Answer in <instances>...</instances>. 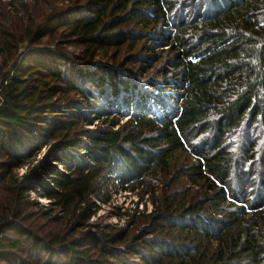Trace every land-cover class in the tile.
I'll return each instance as SVG.
<instances>
[{
  "label": "trees",
  "instance_id": "16d2710c",
  "mask_svg": "<svg viewBox=\"0 0 264 264\" xmlns=\"http://www.w3.org/2000/svg\"><path fill=\"white\" fill-rule=\"evenodd\" d=\"M182 1L104 0L55 19L40 0H33L35 6L0 0V264H264V231L259 238L252 225L258 214L245 207L224 210L237 164L225 142L245 130H264V0H224L213 13L172 25L164 39L182 58L184 84L175 96L177 114L164 123L147 114L146 97L130 94L138 88L131 79L92 66L100 52L137 40V28L170 26ZM78 10L85 11L73 13ZM53 20L61 22L44 25ZM63 28L85 48L90 69H81L65 51L38 46ZM25 45L30 47L23 53ZM72 94L88 100L90 114L122 116L135 104L144 113L131 115L122 128L118 120L81 131L94 121ZM111 95L118 101L100 106ZM156 96L157 105L166 103ZM198 134L209 135L214 145L190 169L193 184H203L174 191L173 182L156 185L154 178L170 172L171 151ZM250 145L244 156L249 162L259 152L257 143ZM44 149L30 176L48 206L31 200L24 186L29 175H20ZM106 176L118 178L125 193L139 192L142 205L148 197L153 211L146 215L137 208L116 233L109 225H92L95 195L109 193L110 186L101 185ZM211 212L225 214L219 227ZM142 216L152 238L135 236L141 248L122 251Z\"/></svg>",
  "mask_w": 264,
  "mask_h": 264
},
{
  "label": "rangeland",
  "instance_id": "374dc122",
  "mask_svg": "<svg viewBox=\"0 0 264 264\" xmlns=\"http://www.w3.org/2000/svg\"><path fill=\"white\" fill-rule=\"evenodd\" d=\"M9 1V0H4ZM224 0H218L213 2L212 0H190L182 1L177 10L175 11L173 18L171 19L170 26L157 27L155 29L142 30L141 28L136 29V34L138 39L128 43L127 45L112 47L108 54L105 52H100L96 64H93L94 68L97 70L101 68L106 72V68H111L112 72L119 73L124 79H131L133 86L137 88L136 92L129 91L130 94L146 97L147 114L150 117L156 119L158 123H164L169 118L175 117L177 114V105L175 104V96L182 92L183 87L180 85L184 84L183 64L182 58H180L177 51H175L171 46L168 45V41L164 39L169 33L173 31V26L176 25L177 21L181 18H187L190 20L197 13L204 14L213 13L218 6L222 7ZM31 4H34L33 0H30ZM104 0H70L68 2H62V0H40V4L44 7L45 13L47 15H55V19L58 16L66 14L69 10H74L76 8L81 9V7H97L102 4ZM37 5V3H36ZM79 6V7H78ZM144 7V6H143ZM85 10H78L73 13H82ZM87 12H85L86 14ZM79 15V14H76ZM67 16H64L65 18ZM47 18V17H46ZM62 18V19H63ZM68 21V20H67ZM66 21V22H67ZM60 20H53L49 24L44 25L46 27H52L60 23ZM65 22V21H64ZM61 26V24H59ZM59 27V26H57ZM77 40L75 37H70V33L66 28L59 29L57 32L51 31L47 38H45L39 47L49 48L51 50L65 51L69 53L81 69H90L89 58L86 55V50L84 47H80L76 44ZM30 45H25L23 47V53L29 49ZM97 70V71H99ZM179 86V87H178ZM159 94V101L163 98L166 103H162L161 106L155 103L154 97ZM71 101L81 104L82 107L86 108L87 113L91 112L92 105L83 96L72 94ZM114 98L112 95L108 96L107 102L102 99L100 106L108 108L109 102H116L117 96ZM116 100V101H115ZM141 108V107H140ZM137 104L133 110L127 112L123 110V115H112L111 113H106L102 116L90 114V121H94L87 126H82L80 129L83 130H95L97 128H107L112 124L117 123L120 120V127H124L126 123L130 120L131 115L141 114L144 112H139L140 109ZM106 112V109L105 111ZM106 121V122H105ZM111 122V124L107 123ZM118 129V128H116ZM147 135H151L150 131H146ZM76 141L85 143V138L80 136H75ZM258 144L257 149L259 152L256 154V159L253 161H247L245 155L250 150V144ZM227 146L230 145L231 150L236 153V167L232 175L231 190L229 192V202L224 206V210L230 209V211H236L241 207H245L247 213L254 212V216L257 215L255 222L252 225L255 227L256 231L259 232V238H261V231H264V202L262 203V195L264 193V169L262 164L264 163V130L261 128H256L254 131H243L240 134L232 136L229 140L225 142ZM214 145L209 135H189L185 140H182V145L178 146L175 150L171 151L172 161L170 164L169 174L160 175L158 178H150L155 182L156 185L164 181L165 183L173 182L172 191L175 187L180 190L184 189H194L198 190L199 186L203 182H198L199 184H193L191 180L196 178V174L193 170H190L193 165L199 163L200 157L204 154L213 151ZM245 149V150H243ZM47 149L42 150L40 154L36 157V160H30L27 166L20 170V175H29L28 182L24 186H28L31 189V200L38 201L44 206L50 205L49 201L42 199L40 193L37 191L40 189L39 184L31 181L32 177L30 174L35 171L36 166L44 158ZM57 165V164H56ZM192 175V176H190ZM23 182V181H22ZM177 184L178 186H175ZM104 187L110 186L108 188L109 193H98L94 197V205L97 206V214L91 219V224H96L100 227L109 225L112 227L111 232H118L123 228H126L128 221L130 220L128 215H133L139 209L140 213L150 214L153 208L150 203V199L145 197L143 205L139 201V192L136 193H125L122 191L121 185L118 182V178L115 176H106L101 184ZM243 186V187H241ZM162 187V185H161ZM170 187H166L170 190ZM241 188V189H240ZM240 191V192H239ZM37 193V194H36ZM142 196V195H141ZM100 197V198H99ZM261 197L260 200L258 198ZM138 203L140 205L138 206ZM254 205V206H253ZM147 206V207H146ZM261 207V208H259ZM259 208V209H258ZM139 215V214H138ZM212 224L214 227H219L217 221L224 220L225 214H219L211 212ZM251 215V214H250ZM189 221H196L195 217L189 218ZM151 228L149 219L147 216H142L137 225H133L130 228L131 236L128 239L130 247L126 245L121 247L122 251H130L135 247H140L143 244L140 241L138 244L132 239L135 236H145ZM110 232V230H108ZM264 237V235H263ZM147 239L152 238V236L147 235ZM246 264H250L246 261Z\"/></svg>",
  "mask_w": 264,
  "mask_h": 264
}]
</instances>
